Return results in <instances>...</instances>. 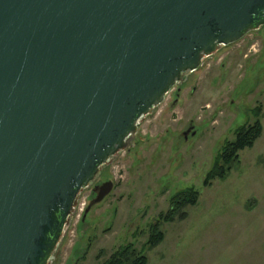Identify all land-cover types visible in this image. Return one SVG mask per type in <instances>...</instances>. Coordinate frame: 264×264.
Segmentation results:
<instances>
[{
  "label": "water",
  "instance_id": "1",
  "mask_svg": "<svg viewBox=\"0 0 264 264\" xmlns=\"http://www.w3.org/2000/svg\"><path fill=\"white\" fill-rule=\"evenodd\" d=\"M263 27L264 0H0V264H51L141 121Z\"/></svg>",
  "mask_w": 264,
  "mask_h": 264
},
{
  "label": "rangeland",
  "instance_id": "2",
  "mask_svg": "<svg viewBox=\"0 0 264 264\" xmlns=\"http://www.w3.org/2000/svg\"><path fill=\"white\" fill-rule=\"evenodd\" d=\"M257 112L260 139L240 152L225 181L204 188L225 143ZM109 181L111 194L91 206L94 185ZM192 188L198 205L162 221L164 240L150 248L152 226ZM129 245L148 264H264V27L204 60L141 121L127 149L82 193L51 264H104Z\"/></svg>",
  "mask_w": 264,
  "mask_h": 264
},
{
  "label": "trees",
  "instance_id": "3",
  "mask_svg": "<svg viewBox=\"0 0 264 264\" xmlns=\"http://www.w3.org/2000/svg\"><path fill=\"white\" fill-rule=\"evenodd\" d=\"M257 120L254 124L245 125L237 130L236 137L231 142H226L221 153L218 155L215 166L208 173L203 183L204 188L212 186L214 181H225L232 169L240 161V152L251 149L260 139L263 133V126L260 120V113H256ZM200 192L196 189H188L176 194L172 199V209L166 215H162L160 220L151 228L149 247L155 248L164 240L161 232L163 222H173L174 217L188 206L195 207L199 203ZM182 217L185 218V215ZM163 221V222H162ZM104 264H148L146 256L134 249L133 245L121 248Z\"/></svg>",
  "mask_w": 264,
  "mask_h": 264
},
{
  "label": "flooded vegetation",
  "instance_id": "4",
  "mask_svg": "<svg viewBox=\"0 0 264 264\" xmlns=\"http://www.w3.org/2000/svg\"><path fill=\"white\" fill-rule=\"evenodd\" d=\"M175 96H176V98L179 96V94L178 93H176L175 94ZM105 183H102L101 185H97V184H95L94 185V193H96V195H97V191H96V189L98 190L101 186H103Z\"/></svg>",
  "mask_w": 264,
  "mask_h": 264
}]
</instances>
